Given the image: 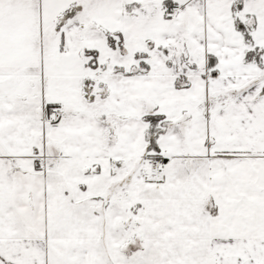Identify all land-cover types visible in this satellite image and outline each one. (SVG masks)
<instances>
[{
  "label": "snow or ice",
  "instance_id": "6c2138e0",
  "mask_svg": "<svg viewBox=\"0 0 264 264\" xmlns=\"http://www.w3.org/2000/svg\"><path fill=\"white\" fill-rule=\"evenodd\" d=\"M0 264H264V0H0Z\"/></svg>",
  "mask_w": 264,
  "mask_h": 264
}]
</instances>
